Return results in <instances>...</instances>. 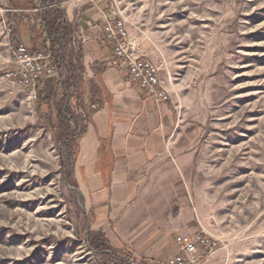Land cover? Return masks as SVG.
Wrapping results in <instances>:
<instances>
[{"label":"rangeland","instance_id":"rangeland-1","mask_svg":"<svg viewBox=\"0 0 264 264\" xmlns=\"http://www.w3.org/2000/svg\"><path fill=\"white\" fill-rule=\"evenodd\" d=\"M36 3L0 0V264H144L122 248L111 247L117 259L93 249L89 199L67 167L78 143L62 151L31 93L1 76L17 43L32 48L17 15ZM60 5L70 16L99 12L101 29L103 14L117 6L135 53L158 63L176 112L175 148L193 156L173 177L174 192L153 194L160 211L180 210L185 233L172 243L206 232L221 243L198 255L199 264H264V0ZM69 105L84 120V108L73 98Z\"/></svg>","mask_w":264,"mask_h":264},{"label":"crops","instance_id":"crops-1","mask_svg":"<svg viewBox=\"0 0 264 264\" xmlns=\"http://www.w3.org/2000/svg\"><path fill=\"white\" fill-rule=\"evenodd\" d=\"M66 18L73 24V52L67 55L75 61L81 54L80 107L85 110L70 173L78 190L87 193L90 224L96 226L92 230L144 264H163L179 253L170 237L185 229L177 218L180 210L169 215L166 206L160 211L153 194L174 192L173 177L193 161L190 153L175 148L174 104L170 98L155 100L130 81L125 65L104 39L99 12L90 9ZM23 36L27 41V34ZM93 86L98 99L94 106ZM106 225L109 230L104 232Z\"/></svg>","mask_w":264,"mask_h":264},{"label":"trees","instance_id":"trees-1","mask_svg":"<svg viewBox=\"0 0 264 264\" xmlns=\"http://www.w3.org/2000/svg\"><path fill=\"white\" fill-rule=\"evenodd\" d=\"M60 3L61 0H37L36 5L28 8L35 13L30 11L17 16L23 15L19 19H22V26L26 28L24 32L33 44L32 51L49 53L58 69L57 77L45 79L42 88L36 92L35 100L39 114L50 123L56 137L61 140L63 151L73 139L77 142L84 129L81 115H76L69 105L71 98L77 105H82L83 67L80 52L76 54L75 61L68 57L73 52V24L67 20ZM13 10L25 12V8L13 7ZM92 89L93 99L90 104L94 106L98 99L94 96V86ZM67 167L69 173L70 162ZM87 239L95 251L115 256L103 233L89 230Z\"/></svg>","mask_w":264,"mask_h":264},{"label":"built area","instance_id":"built-area-1","mask_svg":"<svg viewBox=\"0 0 264 264\" xmlns=\"http://www.w3.org/2000/svg\"><path fill=\"white\" fill-rule=\"evenodd\" d=\"M102 33L112 46L114 56L125 65L130 81L157 101L169 100V93L161 86L157 61L135 53V44L117 6H110L103 14ZM1 76L27 89L35 99L45 79L58 76V69L49 53L34 52L25 44L17 43L12 48L11 66ZM175 241L179 253L168 257L164 264H199L198 255L212 252L221 243L206 232L178 235Z\"/></svg>","mask_w":264,"mask_h":264}]
</instances>
